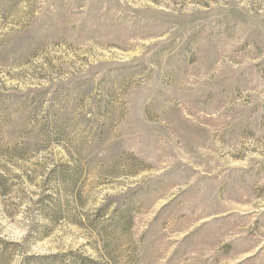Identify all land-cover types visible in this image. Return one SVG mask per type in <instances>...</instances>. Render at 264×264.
Listing matches in <instances>:
<instances>
[{"label":"rangeland","instance_id":"rangeland-1","mask_svg":"<svg viewBox=\"0 0 264 264\" xmlns=\"http://www.w3.org/2000/svg\"><path fill=\"white\" fill-rule=\"evenodd\" d=\"M69 251L264 264V0H0V264Z\"/></svg>","mask_w":264,"mask_h":264},{"label":"trees","instance_id":"trees-1","mask_svg":"<svg viewBox=\"0 0 264 264\" xmlns=\"http://www.w3.org/2000/svg\"><path fill=\"white\" fill-rule=\"evenodd\" d=\"M42 260L44 264H119L116 261L103 257L102 255L92 258L89 255L81 256L71 251L67 253H55L49 256H42Z\"/></svg>","mask_w":264,"mask_h":264}]
</instances>
